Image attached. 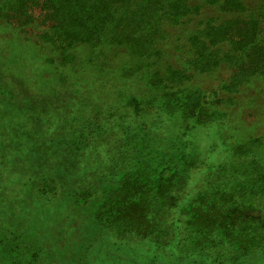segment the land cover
Wrapping results in <instances>:
<instances>
[{
	"label": "trees",
	"instance_id": "trees-1",
	"mask_svg": "<svg viewBox=\"0 0 264 264\" xmlns=\"http://www.w3.org/2000/svg\"><path fill=\"white\" fill-rule=\"evenodd\" d=\"M1 25L74 90L68 104L55 92L56 108L71 107L58 136L76 153L117 147L104 177L116 182L77 192L99 228L136 250L264 260V133L244 137L235 121L264 83V0H0ZM203 131L210 163L198 154Z\"/></svg>",
	"mask_w": 264,
	"mask_h": 264
},
{
	"label": "rangeland",
	"instance_id": "rangeland-1",
	"mask_svg": "<svg viewBox=\"0 0 264 264\" xmlns=\"http://www.w3.org/2000/svg\"><path fill=\"white\" fill-rule=\"evenodd\" d=\"M35 51L30 42L0 26V264H214L185 246L157 250L151 244L136 250L96 225L91 204L79 199L77 192L116 182V177H104L114 171L107 158L118 152L117 147L113 151L110 144H92L76 153L72 138L64 132L58 136L71 107L56 108L55 92L68 104L75 100L69 94L74 90L70 85L57 87L54 72L34 58ZM92 84L88 79L87 85L95 88ZM107 91H88L86 98L111 97ZM250 97L235 119L244 124L240 129L244 137L264 133V83ZM207 100H215L213 92L208 91ZM204 133L198 132V154L210 163L208 147L214 141ZM204 175L203 170L197 172L191 187ZM48 181L56 184V192L50 191ZM241 264L264 260L256 253Z\"/></svg>",
	"mask_w": 264,
	"mask_h": 264
}]
</instances>
